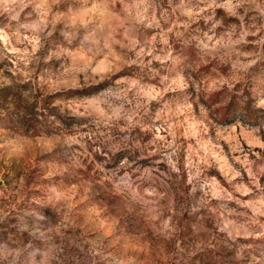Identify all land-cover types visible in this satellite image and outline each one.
<instances>
[{"label":"rangeland","instance_id":"1","mask_svg":"<svg viewBox=\"0 0 264 264\" xmlns=\"http://www.w3.org/2000/svg\"><path fill=\"white\" fill-rule=\"evenodd\" d=\"M183 2L186 8L203 6L199 0ZM180 3L147 0L144 24H133L140 44L151 47L153 55L164 56L173 47L174 59L152 65L159 69L154 83L162 90L179 75L200 80L208 71L205 61L188 55L185 41L191 29L181 38L165 31L186 19ZM92 5L93 0H24L10 8L0 4V91L37 109L50 103L52 93L41 78L55 77L69 65L68 50L93 27ZM230 6L232 12H205L193 28L201 34L219 21L218 36L227 33L240 40L214 54L216 65L229 66L226 76L232 87L223 89L247 95L260 110L257 118L244 122L237 116L230 124H220L214 110L219 126L213 128L212 143L221 146L216 149L220 158L202 165L201 175L190 185L182 164L179 175L165 169L167 179L159 173L152 176L150 170L145 180L165 194L161 199H141L130 191L120 195L106 181L107 187L102 186L86 160L91 147L86 151L70 142L78 130L86 131L83 119L61 112L60 106L55 112L63 121L50 117L54 127L49 134L31 136L0 122V264H264V0H231ZM42 13L44 23L39 20ZM205 16L212 20L205 21ZM166 36L169 45L163 43ZM195 95L172 85L164 101L174 110ZM200 99L209 106V96L201 93ZM111 100L106 96V102ZM156 107L162 108L163 102ZM5 111L0 108V115ZM201 137L208 139L202 130ZM134 138L132 131L128 142ZM178 142L187 145L179 137ZM134 151L139 155L142 149ZM217 169V180L233 198L221 193L210 204L202 203L211 198V189L202 191L201 184Z\"/></svg>","mask_w":264,"mask_h":264},{"label":"clouds","instance_id":"2","mask_svg":"<svg viewBox=\"0 0 264 264\" xmlns=\"http://www.w3.org/2000/svg\"><path fill=\"white\" fill-rule=\"evenodd\" d=\"M230 2L227 0L225 4H217L216 0H199L203 6L186 8L181 0L177 7L186 19L174 21L165 31L181 38L191 29L190 39L185 41L188 55L205 61L204 67L208 71L202 74L200 80L179 75L162 90L154 83L159 69L152 65L154 61L164 64L169 58L174 59L173 47L164 56L153 55L151 47L145 48L140 44L133 27V24H144L147 0H136L131 5L124 0H93L90 9L94 14L93 27L68 50L69 65L63 67L55 77L41 78L40 83L46 86L47 92L52 93L49 98L52 108L60 106L61 112L67 111L70 116L83 119L81 127L86 131L78 130L70 142L86 151L91 147L86 160H90L91 170L99 176L102 186L107 187L104 184L106 181L120 195L130 191L141 199H161L165 194L153 186L154 182L145 180L150 170L152 176L159 173L167 179L165 169L179 175L182 164L187 170L184 173L186 183L190 185L201 175L202 165H207L210 159L220 158L216 149L221 146L212 143L213 128L219 126L214 109L219 108L220 104L213 102L209 107L201 101L200 94L210 97L222 94L225 85L232 87L226 76L229 66L217 67L218 57L214 54L220 48L240 43V40L231 39L227 33L218 36L215 29L220 26L219 21L201 34H196L193 25L199 24L198 17L211 9L227 8L232 12ZM0 4L10 8L23 5L24 0H0ZM117 4L121 7L117 8ZM176 10L174 8L173 12ZM44 16L43 13L39 16L40 23L45 22ZM204 19L212 20V16H205ZM145 26L150 27V24ZM154 40L155 36H152L151 41ZM163 43L169 45L170 38L166 36ZM186 67L191 68V64ZM172 85H178L186 92L194 90V99L190 98L185 105L174 110L169 108L164 97ZM106 96H111L112 100L106 102ZM162 102L163 107L157 108L156 105ZM113 129H117V133H113ZM130 130L138 137L131 143L128 142L132 134ZM201 130L208 137L207 140L201 137ZM119 133L126 135L117 139ZM178 137L187 142L186 147L178 142ZM135 149L142 151L137 155ZM132 156L136 158L131 159ZM217 171L221 170L209 171L211 180L201 184L202 191L211 189V198L202 203L210 204L212 199L220 198L221 193L229 200L233 198L217 180ZM149 202L155 203L154 200ZM169 224L170 217L166 216L164 225L168 227Z\"/></svg>","mask_w":264,"mask_h":264},{"label":"trees","instance_id":"3","mask_svg":"<svg viewBox=\"0 0 264 264\" xmlns=\"http://www.w3.org/2000/svg\"><path fill=\"white\" fill-rule=\"evenodd\" d=\"M3 92L0 91V108H4L6 111L5 114L0 115V122L4 128L21 130L24 134L31 136L49 134L53 131L52 127L54 126H52L50 117L59 119L60 115L55 112L56 109L52 108L48 101L37 109L36 106L25 104L21 100L8 98L9 96L4 95ZM208 101L209 106H212L213 102L220 104L219 108L214 109L220 124H230L237 116H241L244 122H252L260 112L259 109L251 105L247 95H239L237 92L227 91L226 88L223 89L222 94L211 95ZM7 103H10L11 106H9L10 104L6 106ZM60 119L63 121L62 118ZM205 264L216 263L206 261Z\"/></svg>","mask_w":264,"mask_h":264}]
</instances>
